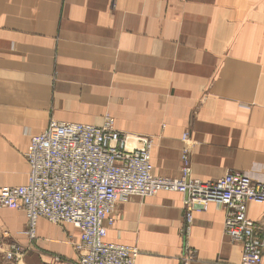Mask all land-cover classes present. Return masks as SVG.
<instances>
[{"label": "crops", "instance_id": "1", "mask_svg": "<svg viewBox=\"0 0 264 264\" xmlns=\"http://www.w3.org/2000/svg\"><path fill=\"white\" fill-rule=\"evenodd\" d=\"M107 114L155 139L156 175L181 177L189 148L194 178L264 182V0H0V189L27 183L25 152L51 120ZM184 201L130 196L106 240L137 246V264H240L225 208L195 211L185 234ZM247 216L264 229V204ZM26 226L24 210L0 208V264L15 243L17 264H78L79 228L40 218L31 239Z\"/></svg>", "mask_w": 264, "mask_h": 264}, {"label": "built area", "instance_id": "2", "mask_svg": "<svg viewBox=\"0 0 264 264\" xmlns=\"http://www.w3.org/2000/svg\"><path fill=\"white\" fill-rule=\"evenodd\" d=\"M188 138L185 133L183 140ZM154 144L151 136L119 131L110 115L100 126L53 119L31 138L25 152L30 166L27 183L0 189V208L24 210V234L31 239L37 237L40 218L79 228L80 237L73 243L78 264H137L141 254L137 246L106 240L116 222L117 205L134 195L146 198L160 191L180 192L185 195V234L195 211L218 203L226 212L225 234L242 244L240 264H262L264 229L247 216V204H264V182L238 171L213 181L194 178L188 148L182 156L181 177L156 175L151 161ZM25 251L22 245L12 244L5 259L17 264ZM194 254L188 250L185 260Z\"/></svg>", "mask_w": 264, "mask_h": 264}, {"label": "rangeland", "instance_id": "3", "mask_svg": "<svg viewBox=\"0 0 264 264\" xmlns=\"http://www.w3.org/2000/svg\"><path fill=\"white\" fill-rule=\"evenodd\" d=\"M110 115V114H109ZM104 122V121H103ZM103 124V123H102ZM188 150H189V148H188ZM188 156H189V166H190V150H189V153H188ZM182 162H183V166H184V160H183V158H182ZM8 252V251H7ZM6 260V259H5Z\"/></svg>", "mask_w": 264, "mask_h": 264}, {"label": "bare ground", "instance_id": "4", "mask_svg": "<svg viewBox=\"0 0 264 264\" xmlns=\"http://www.w3.org/2000/svg\"><path fill=\"white\" fill-rule=\"evenodd\" d=\"M107 115H109V114H107ZM107 115H106V116H107ZM106 116H105V117H106ZM110 116H111V115H110ZM111 117H112V116H111ZM104 120H105V118H104ZM114 120H115V119H114Z\"/></svg>", "mask_w": 264, "mask_h": 264}]
</instances>
